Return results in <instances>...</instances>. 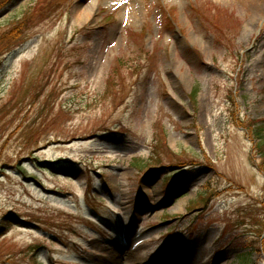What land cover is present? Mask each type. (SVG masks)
<instances>
[{
	"label": "rangeland",
	"instance_id": "374dc122",
	"mask_svg": "<svg viewBox=\"0 0 264 264\" xmlns=\"http://www.w3.org/2000/svg\"><path fill=\"white\" fill-rule=\"evenodd\" d=\"M1 10L0 264H264V14Z\"/></svg>",
	"mask_w": 264,
	"mask_h": 264
},
{
	"label": "bare ground",
	"instance_id": "6f19581e",
	"mask_svg": "<svg viewBox=\"0 0 264 264\" xmlns=\"http://www.w3.org/2000/svg\"><path fill=\"white\" fill-rule=\"evenodd\" d=\"M116 1L117 0H106V3L111 5L112 3L116 2ZM243 1H246V4L248 6H252L253 8H255V16H261L264 14V0H243ZM131 3H132V1H131ZM131 7L135 8V5L132 3ZM164 262L166 264L169 263L167 261H164Z\"/></svg>",
	"mask_w": 264,
	"mask_h": 264
},
{
	"label": "trees",
	"instance_id": "16d2710c",
	"mask_svg": "<svg viewBox=\"0 0 264 264\" xmlns=\"http://www.w3.org/2000/svg\"><path fill=\"white\" fill-rule=\"evenodd\" d=\"M11 0H1L0 1V11H1V9L3 8V7H6L8 4H9V2H10ZM7 4V5H6ZM6 5V6H5ZM261 137L259 138V140H260V143L262 144V145H264V137H263V134L262 135H260ZM171 179H172V177H171ZM164 181V180H163ZM167 181V179L164 181V183ZM170 181V180H169ZM169 183V182H168Z\"/></svg>",
	"mask_w": 264,
	"mask_h": 264
}]
</instances>
